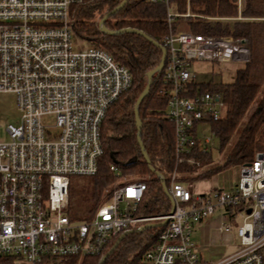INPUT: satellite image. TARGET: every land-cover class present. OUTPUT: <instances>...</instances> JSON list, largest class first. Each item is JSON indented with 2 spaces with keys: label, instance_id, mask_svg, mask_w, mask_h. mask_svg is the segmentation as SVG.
I'll list each match as a JSON object with an SVG mask.
<instances>
[{
  "label": "built area",
  "instance_id": "obj_1",
  "mask_svg": "<svg viewBox=\"0 0 264 264\" xmlns=\"http://www.w3.org/2000/svg\"><path fill=\"white\" fill-rule=\"evenodd\" d=\"M165 78L169 84L167 117L173 123L178 163L200 165L190 155L211 151L212 137H201L200 123L222 118L226 105L219 92L189 94L194 61L246 64L247 38L210 35L194 29L197 15L179 13L170 0ZM83 0H0V93H12L18 121L9 124V140L0 141V258L12 264H57L60 259L101 253L117 236L154 221L166 228L144 255L142 264H264V151L241 165L230 190L193 194L172 171L168 214H137L145 197L143 179H127L115 165L110 196L89 220L67 212L73 176H92L103 154L102 125L107 110L133 85L130 69L105 47L75 50L72 7ZM244 20V0H237ZM54 116L56 132L45 119ZM250 210V211H249ZM218 221L214 225V220ZM242 221L240 222V220ZM238 242L227 253L207 259L222 243L215 231ZM201 233L200 243L194 240Z\"/></svg>",
  "mask_w": 264,
  "mask_h": 264
},
{
  "label": "trees",
  "instance_id": "obj_2",
  "mask_svg": "<svg viewBox=\"0 0 264 264\" xmlns=\"http://www.w3.org/2000/svg\"><path fill=\"white\" fill-rule=\"evenodd\" d=\"M123 0H83L72 7L73 28L77 36L90 45L108 49L114 58L127 66L133 76V85L107 110L102 125L103 154L98 171L92 176H73L69 186L67 212L73 220H89L100 204L107 199V191L118 177L111 171L115 165L122 176L140 177L147 183L145 197L137 214L156 217L168 214L172 203L160 177L145 159L138 140L135 106L148 83V74L160 63L164 38L169 32L167 8L162 2L128 0L105 22L112 30L136 28L154 39L156 45L138 32L104 33L100 20ZM244 20H226L238 15L237 0H170L179 13L188 8L198 17L194 29L210 35H232L247 38L251 49L250 60L236 70L231 82H198L190 84L189 94L207 90L219 92L225 102V114L211 122L220 141L221 152H226L223 164H214L211 151L194 152L190 156L200 162L191 165L177 161L174 126L167 117L169 84L164 70L154 74L150 91L139 105L142 122L141 139L152 166L170 180L177 167L180 172H198L192 179L209 178L232 165L254 160L258 151H264V0H244ZM144 230L128 232L103 264H142L145 253L156 243L166 228L161 221ZM111 240L99 254L60 259L61 264H99L101 257L117 242ZM0 264H12L11 259L0 258Z\"/></svg>",
  "mask_w": 264,
  "mask_h": 264
},
{
  "label": "rangeland",
  "instance_id": "obj_3",
  "mask_svg": "<svg viewBox=\"0 0 264 264\" xmlns=\"http://www.w3.org/2000/svg\"><path fill=\"white\" fill-rule=\"evenodd\" d=\"M74 49L79 50L83 48H87L89 43L83 39L76 40L74 39ZM244 64L235 63V62H228V63H219L214 61H194L193 65L191 66V70L195 72L196 77L195 80L198 82H208V83H218V82H231L234 80L236 75V70L242 67ZM17 110L15 107V96L12 93H0V141H7L9 140L10 136L7 131V127L9 124H15L18 121ZM45 123L49 126L52 132H56L57 129L55 127V118L54 116H49L45 119ZM198 133L199 136L205 137L210 136L212 137L211 142V156L212 161L214 164H223L226 152H221L220 150V141L219 138L215 135L214 131L212 130L211 123H200L198 125ZM200 169L199 171H203ZM197 173L187 174V173H180V182H182L185 186L190 187V190L193 194L199 193H206L210 192L212 187L214 188H223L226 190H230L233 188L240 179L241 176V165H232L230 167L225 168L223 171L214 174L209 178H200V179H192L191 177L194 175L196 176ZM127 179H140V177L131 178L128 175L124 176ZM122 178L115 179V181H121ZM170 184V180L168 179V186ZM114 183L111 187L108 188L107 191H111L113 189ZM242 219L240 220V222ZM218 224V221H215V225ZM200 235H194V240L199 241ZM213 237L216 238V241L220 238L217 236V233L214 232ZM219 237V238H218ZM222 243L216 246V250L222 251L223 253H227L233 249V245L237 244L238 238L237 236L234 237L233 244L227 243L228 236L222 237ZM210 252V251H209ZM213 251L211 252V254ZM61 264V263H57Z\"/></svg>",
  "mask_w": 264,
  "mask_h": 264
},
{
  "label": "water",
  "instance_id": "obj_4",
  "mask_svg": "<svg viewBox=\"0 0 264 264\" xmlns=\"http://www.w3.org/2000/svg\"><path fill=\"white\" fill-rule=\"evenodd\" d=\"M128 0H123L121 2V4H119L116 8H114L113 10H111L110 12L106 13L104 15V17L100 20V28L101 30L104 32V33H110V34H114V33H121V32H138L144 36H146L149 40H151L153 43H155L156 45H160L158 42H156L154 39H152L151 37H149L148 35H146L144 32H142L141 30H138L136 28H125V29H122V30H112V29H109L105 26V22L106 20L113 14H115L118 10H120L124 5L125 3L127 2ZM161 48H162V57H161V61L159 63V65L152 71L149 72L148 74V83L146 85V88L144 90V92L140 95V97L138 98V101L136 103V106H135V116H136V123H137V126H138V129H139V133H138V140H139V143H140V146L142 147V151H143V154L145 156V159L146 161L148 162V165L150 167V169L156 173L159 177H160V180L162 182V185H163V188L166 192V194L168 195V197L170 198L171 200V203H172V209H173V199L171 198L169 192H168V188H167V184H166V179L164 178V176L162 174H160L157 170H155V168L152 166L151 164V161H150V158L148 156V153L145 151V149L143 148V142H142V139H141V125H142V122H141V119H140V116H139V105L141 103V101L144 99V97L147 95V93L150 91L151 89V85H152V82H153V77H154V74L157 73V72H160L164 69V66H165V62H166V49L164 48V46L160 45ZM173 211V210H172ZM171 211V212H172ZM250 211V210H249ZM168 221L165 220V221H162L161 223L162 224H166ZM154 225H157V223H146L142 226H140L139 228H137V230H144L146 229L147 227H151V226H154ZM133 230H136V229H133ZM133 230H130V231H133ZM128 231V232H130ZM128 232H125L123 234H121V236L119 237V239L117 240V242L114 244V246L107 252L105 253L100 261H99V264H103V262L106 260V258L111 254V252L117 247L118 243L121 241V239L124 237V235H126Z\"/></svg>",
  "mask_w": 264,
  "mask_h": 264
},
{
  "label": "crops",
  "instance_id": "obj_5",
  "mask_svg": "<svg viewBox=\"0 0 264 264\" xmlns=\"http://www.w3.org/2000/svg\"><path fill=\"white\" fill-rule=\"evenodd\" d=\"M182 173H185V172H182ZM192 173H193V172H190V173L188 172L187 174H190V175H191ZM194 173H196V172H194ZM193 176H194V175H193ZM180 179H181V177L179 176V180H180ZM189 189H190V188H189ZM211 189H214V187H212ZM215 221H217V220H216V219L214 220V222H213L214 225H215ZM215 233H217V236H219L220 238H221V237H224V236H226V237L228 236V239H230V237H231L230 235H224V236H223V235L219 234V232H218L217 230L215 231ZM195 234L198 235L199 232H196ZM219 237H218V238H219ZM196 242H197V243H198V242L200 243L201 241H200V240H199V241L196 240ZM211 252H212V251L209 252V250H203V253H202V254H203V256H205L207 259H209V258H213V257H218V256H220L221 253H223L222 251L220 252V251L217 250V252H216V254H215V256H214V254H213V253L211 254Z\"/></svg>",
  "mask_w": 264,
  "mask_h": 264
}]
</instances>
